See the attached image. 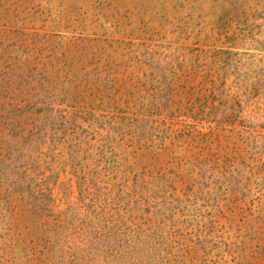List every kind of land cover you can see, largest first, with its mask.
<instances>
[{
	"label": "rangeland",
	"instance_id": "obj_1",
	"mask_svg": "<svg viewBox=\"0 0 264 264\" xmlns=\"http://www.w3.org/2000/svg\"><path fill=\"white\" fill-rule=\"evenodd\" d=\"M176 69L195 77L164 118ZM13 73L53 104L23 188L55 203L36 238L0 198V264H264V0H0Z\"/></svg>",
	"mask_w": 264,
	"mask_h": 264
},
{
	"label": "trees",
	"instance_id": "obj_2",
	"mask_svg": "<svg viewBox=\"0 0 264 264\" xmlns=\"http://www.w3.org/2000/svg\"><path fill=\"white\" fill-rule=\"evenodd\" d=\"M227 33L228 32H225L223 35ZM225 36V40L228 42H235L236 40V35H233V33ZM176 70L177 71L172 72L169 76L164 78V86H162L163 91L160 92L163 94L159 95L156 99L159 101L156 107L157 114L164 118L177 116L180 103L179 100L182 99L183 90L189 86L192 78L195 77L186 70ZM14 71L18 72L22 71V69L20 67H15ZM14 74L15 73L8 79L0 74V168L2 169L0 178L1 175L4 174L3 171L5 169H9L12 164H16L17 160L20 163L17 165L16 171H11L10 175L12 182L9 185L10 187H7L5 190V197L0 196V198H3L6 205H12V209H14V213L17 215V217L11 218V226L19 228L21 224L27 227L31 225L37 233L36 238L37 236L43 238L47 236L48 231L51 230L49 226H51L52 221H49V219L54 215L53 208L55 200L51 197L52 193L49 189V193H45V195L44 192L46 188L44 190L39 186L36 191L29 189L31 193H26L23 185L28 183V173H30V168L32 167V162H30L29 159L30 156H28L30 154V149L35 143H42L46 133L45 129H42L39 123H41L43 119H49L50 116H53L51 115V106L53 104L49 101L50 97L45 96V94L41 92L30 93L17 88L14 89ZM110 82L112 83L113 79L110 80ZM104 86H107V83L102 85V87ZM93 87L95 88V86ZM96 88L100 87L96 85ZM190 90L191 89L188 88V93H185L189 97L193 94ZM125 92L127 93L128 90L126 89ZM82 93L81 90L78 92L76 91L75 93H71L69 97L66 95V99L63 98V100L68 102V104H73L77 101L82 102L84 96ZM93 94H98V96L108 100V103L112 104L121 100L122 97L119 96L115 98L105 93L104 90L98 91V89L97 93L95 92ZM98 96L97 99H99ZM64 101H62V103ZM62 103H59V105ZM125 104L129 105L128 103ZM45 108L47 111L41 114ZM140 113V111L136 110L135 114L139 115ZM25 150L28 152V155H26ZM11 152H17L16 159H12V157L9 156ZM1 190L2 188L0 187V194ZM32 193L38 195L34 197L36 199H34V201L29 199V197H33ZM81 193H83V191ZM47 195L50 199L48 203H45L42 197ZM52 218L54 219V217ZM45 248L47 249L48 247Z\"/></svg>",
	"mask_w": 264,
	"mask_h": 264
}]
</instances>
